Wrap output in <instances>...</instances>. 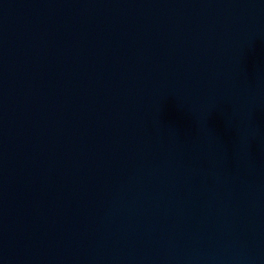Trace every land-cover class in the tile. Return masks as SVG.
Segmentation results:
<instances>
[{
    "label": "water",
    "instance_id": "1",
    "mask_svg": "<svg viewBox=\"0 0 264 264\" xmlns=\"http://www.w3.org/2000/svg\"><path fill=\"white\" fill-rule=\"evenodd\" d=\"M0 264H264V0H0Z\"/></svg>",
    "mask_w": 264,
    "mask_h": 264
}]
</instances>
